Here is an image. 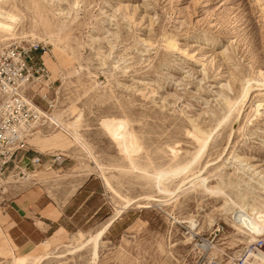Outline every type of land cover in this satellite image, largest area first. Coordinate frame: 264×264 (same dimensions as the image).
<instances>
[{
    "label": "rangeland",
    "instance_id": "374dc122",
    "mask_svg": "<svg viewBox=\"0 0 264 264\" xmlns=\"http://www.w3.org/2000/svg\"><path fill=\"white\" fill-rule=\"evenodd\" d=\"M0 10L17 18L0 31V58L38 45L49 76L26 87L41 113L0 184V214L28 189L61 207L83 191L19 260L92 264V245L77 248L113 220L96 264H264V231L254 241L233 221L244 204L264 223V0H0ZM12 249L0 227V264H13Z\"/></svg>",
    "mask_w": 264,
    "mask_h": 264
},
{
    "label": "built area",
    "instance_id": "2783aa9c",
    "mask_svg": "<svg viewBox=\"0 0 264 264\" xmlns=\"http://www.w3.org/2000/svg\"><path fill=\"white\" fill-rule=\"evenodd\" d=\"M39 48L16 45L0 58V184L15 164L17 152L26 147L33 119L41 113L25 92L30 83L49 78L44 62L34 55Z\"/></svg>",
    "mask_w": 264,
    "mask_h": 264
},
{
    "label": "crops",
    "instance_id": "0c3cea01",
    "mask_svg": "<svg viewBox=\"0 0 264 264\" xmlns=\"http://www.w3.org/2000/svg\"><path fill=\"white\" fill-rule=\"evenodd\" d=\"M81 189L63 207L47 194L28 189L13 197L0 214V227L15 246V253L26 255L61 228L67 213H71Z\"/></svg>",
    "mask_w": 264,
    "mask_h": 264
},
{
    "label": "bare ground",
    "instance_id": "6f19581e",
    "mask_svg": "<svg viewBox=\"0 0 264 264\" xmlns=\"http://www.w3.org/2000/svg\"><path fill=\"white\" fill-rule=\"evenodd\" d=\"M16 17L12 14H9L7 12H5L4 10H0V31L2 32H8L12 31V29L14 28V23L16 21ZM13 35V34H12ZM249 85V83H248ZM251 86V85H250ZM250 89H252L251 87L247 86L245 89H243L244 92V97L246 98L248 96V93L250 91ZM247 95V96H246ZM233 106V105H232ZM233 109V108H232ZM43 114L45 112H42ZM230 113V112H229ZM45 116H47V114H44ZM49 117V116H48ZM200 133V132H199ZM202 135V134H201ZM198 141H200L201 143H206L208 141V139H201L200 137L197 136ZM214 162V161H213ZM202 171H199L194 177L189 178V180L187 182H191L194 179L198 180L203 174L201 173ZM199 181H202L201 185L204 187V189L206 190H211L208 180L206 178H201ZM159 183V188H160V181ZM185 183V182H184ZM181 182V186L177 188L180 189L182 187V184H184ZM161 190V189H160ZM176 190V191H177ZM175 191V190H174ZM174 191L170 192L171 195H174ZM169 192V191H168ZM225 193V192H223ZM228 194V193H227ZM246 196V195H245ZM227 198L229 200H232L231 197L229 195H227ZM234 202V201H233ZM236 203V202H235ZM161 204V203H160ZM239 204V203H238ZM236 203V205H238ZM250 204V203H249ZM239 209L238 210H233L234 214H233V221L235 222L236 227L241 231L244 232L248 235L251 236V238H253V240L255 239V237L259 234H261L264 231V223L262 221H260L257 218V214H259V212H257V210H255L253 208L252 205H238ZM126 208V207H125ZM252 209H254V213H252ZM122 210L119 211L118 215L120 214ZM228 211V210H227ZM232 212V211H231ZM233 213V212H232ZM117 217V216H116ZM115 217V218H116ZM114 219V218H113ZM112 221L107 222V224H105L101 229H99L97 232H95V234L93 233V235L88 238L85 242H83L82 244H80L78 246L77 249H83L85 246L91 244L92 245V264H96L97 262V258H98V247L99 244L101 242V239L103 237V235L105 234V232L108 230V228L110 227V225L112 224ZM194 224V223H193ZM112 227V226H111ZM252 240V239H251ZM255 241V240H254ZM87 248V247H86ZM220 249V248H219ZM72 250V249H71ZM216 250V249H215ZM68 251V250H67ZM74 251V250H73ZM70 252V251H69ZM253 252V251H252ZM72 253V252H70ZM74 253V252H73ZM259 254V253H258ZM48 255V254H47ZM46 254H42L40 256H38L35 260V264H42L45 259L47 258ZM258 256V255H257ZM261 257V255H260ZM262 258L264 259V256H262ZM23 260V259H22ZM12 263L13 264H26V262L23 260H19L16 256V253L14 252V250L12 249Z\"/></svg>",
    "mask_w": 264,
    "mask_h": 264
}]
</instances>
